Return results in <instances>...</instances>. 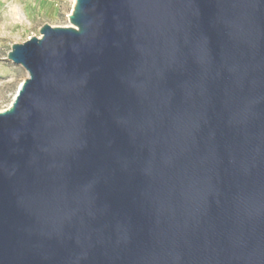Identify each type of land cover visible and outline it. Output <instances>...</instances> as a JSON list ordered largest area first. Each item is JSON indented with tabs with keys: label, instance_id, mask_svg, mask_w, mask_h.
Listing matches in <instances>:
<instances>
[{
	"label": "water",
	"instance_id": "obj_1",
	"mask_svg": "<svg viewBox=\"0 0 264 264\" xmlns=\"http://www.w3.org/2000/svg\"><path fill=\"white\" fill-rule=\"evenodd\" d=\"M8 58L0 264H264V0H76Z\"/></svg>",
	"mask_w": 264,
	"mask_h": 264
},
{
	"label": "rangeland",
	"instance_id": "obj_2",
	"mask_svg": "<svg viewBox=\"0 0 264 264\" xmlns=\"http://www.w3.org/2000/svg\"><path fill=\"white\" fill-rule=\"evenodd\" d=\"M76 0H0V110L13 101L19 85L29 76L20 64L8 58L14 43L40 36L45 23L70 25Z\"/></svg>",
	"mask_w": 264,
	"mask_h": 264
}]
</instances>
